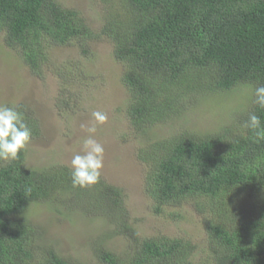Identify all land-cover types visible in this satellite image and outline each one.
I'll return each mask as SVG.
<instances>
[{
    "label": "trees",
    "instance_id": "16d2710c",
    "mask_svg": "<svg viewBox=\"0 0 264 264\" xmlns=\"http://www.w3.org/2000/svg\"><path fill=\"white\" fill-rule=\"evenodd\" d=\"M120 3L94 32L58 0H0V37L38 77L53 46L76 43L86 55L89 40L100 36L112 44L128 93L125 116L144 141L138 153L148 164L143 186L151 212L191 203L206 214L205 257L195 261L196 246L184 238L139 239L120 188L102 178L92 187H73L69 167H27L24 149L17 159L0 161V264H71L53 249L37 253L26 216L33 204L58 211L64 202L68 211L61 215L101 220L109 225L105 239L128 242L120 256L96 240L91 250L97 264H264V108L253 102L254 89L264 85V0ZM61 72L55 73L63 77ZM73 73L62 87L72 83ZM237 90H245V101L228 109L226 122L204 135L188 131L186 115L205 97ZM70 99L60 94L58 105L68 107ZM13 105L32 128V139L39 137L33 110L23 103L6 106ZM253 112L262 124L259 138L242 127ZM164 126L171 131L152 139V130Z\"/></svg>",
    "mask_w": 264,
    "mask_h": 264
},
{
    "label": "rangeland",
    "instance_id": "374dc122",
    "mask_svg": "<svg viewBox=\"0 0 264 264\" xmlns=\"http://www.w3.org/2000/svg\"><path fill=\"white\" fill-rule=\"evenodd\" d=\"M63 7L75 9L90 29L98 32L103 20L119 7L120 0H58ZM88 53L82 55L79 46H53L48 50L49 62L38 77L22 62L21 58L3 44L0 37V105L23 103L38 118L40 136L31 139L25 148L27 167H47L54 164L70 168L72 156L79 152L83 139L88 135L81 125L90 126L91 113L96 110L107 113L104 125L97 127L95 138L105 149L101 178L120 188L124 195L128 224L132 225L139 239L184 238L196 246L194 260L205 257L206 234L204 216L191 203L179 208H167L161 215H154L150 200L144 192V178L148 164L139 157L144 141L135 135L125 116L128 93L120 78L123 66L112 55V44L99 36L86 43ZM70 85L62 82L70 77ZM62 71L64 74H56ZM70 78V79H72ZM64 88V91L62 90ZM245 90L219 96L214 100L205 97L198 109L186 115L188 131L204 135L215 131L227 121L228 109L245 101ZM62 94L68 107L58 105ZM77 94V95H76ZM184 126V124H183ZM174 128V127H173ZM172 127H156L152 139L166 136ZM45 203L33 204L27 211L34 233L37 253L53 249L71 264H97L92 257L91 246L96 240L117 255L127 253L125 238L115 236L105 239L107 225L102 221L73 213L71 218ZM74 207L71 204L69 209ZM77 209V208H76ZM176 212L177 218L169 213Z\"/></svg>",
    "mask_w": 264,
    "mask_h": 264
},
{
    "label": "clouds",
    "instance_id": "9594fccd",
    "mask_svg": "<svg viewBox=\"0 0 264 264\" xmlns=\"http://www.w3.org/2000/svg\"><path fill=\"white\" fill-rule=\"evenodd\" d=\"M254 104L264 108V85L254 89ZM93 123L81 125L88 135L82 141L81 150L72 156L70 162V179L73 187L87 188L99 183L104 166L105 149L96 138L97 127L107 122L104 111L91 113ZM244 129L260 136L262 124L260 117L249 113L242 125ZM32 128L25 121L24 114L16 106L0 105V161H13L31 142Z\"/></svg>",
    "mask_w": 264,
    "mask_h": 264
}]
</instances>
